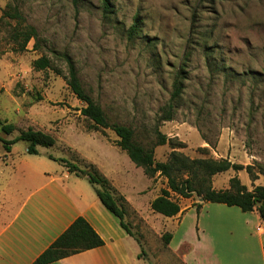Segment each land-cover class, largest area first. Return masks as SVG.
Returning a JSON list of instances; mask_svg holds the SVG:
<instances>
[{
	"label": "rangeland",
	"instance_id": "374dc122",
	"mask_svg": "<svg viewBox=\"0 0 264 264\" xmlns=\"http://www.w3.org/2000/svg\"><path fill=\"white\" fill-rule=\"evenodd\" d=\"M108 2L104 11L102 0H0V120L16 128L5 134L0 125V185L67 173L95 193L84 177L48 155L80 168L98 164L123 204L135 239L131 251H143L145 264H182L186 246L174 254L161 238L175 223L166 226L167 218L149 206L166 179L146 176L116 145L111 129L92 128L58 55L71 58L84 90L110 122L130 126L147 147L156 141V128L172 139L153 146L156 161L166 160L174 144L191 158L264 164V0ZM135 17L137 33L130 37ZM30 29L25 43L23 31ZM42 56L49 65L37 68ZM176 74L183 88L175 113L160 121ZM27 128L50 134L54 144L29 154L18 140L5 150L2 139ZM234 175L249 188L264 185L260 174L250 181L245 169H228L214 175L215 187H228ZM173 198L182 207L199 197Z\"/></svg>",
	"mask_w": 264,
	"mask_h": 264
},
{
	"label": "crops",
	"instance_id": "0c3cea01",
	"mask_svg": "<svg viewBox=\"0 0 264 264\" xmlns=\"http://www.w3.org/2000/svg\"><path fill=\"white\" fill-rule=\"evenodd\" d=\"M70 176L40 175L21 186L0 185V264H31L77 216L90 223L103 239V245L47 264L149 261L138 251H131L134 237L120 226L118 218L102 205L96 194L80 179L71 180ZM212 186L216 188L213 179ZM180 208L178 214L163 217L167 218L166 226L168 221L175 223L176 229L168 231L170 252L178 254L186 246L180 255L182 264H264V217L257 210L243 212L237 206L205 203L199 198L195 204Z\"/></svg>",
	"mask_w": 264,
	"mask_h": 264
},
{
	"label": "trees",
	"instance_id": "16d2710c",
	"mask_svg": "<svg viewBox=\"0 0 264 264\" xmlns=\"http://www.w3.org/2000/svg\"><path fill=\"white\" fill-rule=\"evenodd\" d=\"M102 3L104 11H107L109 8L108 0H102ZM137 26L138 20L135 17L133 24L128 29L130 37L137 33ZM23 33L25 34L24 42L26 43L34 34V30L30 29L29 31H23ZM58 56L65 62L67 84L70 90L84 103L80 112L92 122V128L95 130L99 128L111 129L118 138L116 145L127 154L135 166L141 167L148 177L158 174L166 179V186L149 203L153 212L167 217L174 216L180 212L181 208L179 201L173 198V195L189 198L192 194H195L201 197L203 202L237 206L243 212L257 210L264 217V185H252V188L248 189L246 185L241 183L239 177L234 175L229 178L227 188L216 189L212 186L213 176L228 169H245L251 181H254L259 174L264 177V164L254 162L252 165L243 166L227 158H214L211 156L191 158L178 151L176 148L179 145L174 144L166 160L156 161L153 146L172 142V139L167 138L156 128V141L152 147H147L135 139L134 130L130 126L110 122L102 108L84 90L71 58L65 53H59ZM34 65L37 68L46 67L49 65V59L42 56L34 61ZM182 88L183 80L179 74H176L172 82L169 100L159 115L160 121L173 118L176 102L180 98ZM0 125L2 132L5 134H10L16 130L12 123L0 120ZM18 140L27 143L29 154H38V146L48 147L54 144V138L50 134L27 128L18 130V134L11 140L2 139L5 150L8 151L10 144ZM48 157L63 163L68 172L84 177L91 184L102 205L114 214L118 218L120 226L134 237L128 224L124 221V207L122 203L118 202L113 185L94 164L87 163L84 168H80L77 164L63 158H55L52 155H48ZM255 165L258 168L257 171L254 170ZM195 206L198 212L200 204L197 203ZM161 238L165 244H168L171 233L165 232L161 235ZM136 240L139 242L138 238ZM103 243V239L90 223L84 217L77 216L31 264H47L75 253L99 247ZM140 254L144 255V252L141 251Z\"/></svg>",
	"mask_w": 264,
	"mask_h": 264
},
{
	"label": "water",
	"instance_id": "95a60500",
	"mask_svg": "<svg viewBox=\"0 0 264 264\" xmlns=\"http://www.w3.org/2000/svg\"><path fill=\"white\" fill-rule=\"evenodd\" d=\"M199 199H200L201 201H203L201 197H199Z\"/></svg>",
	"mask_w": 264,
	"mask_h": 264
},
{
	"label": "built area",
	"instance_id": "2783aa9c",
	"mask_svg": "<svg viewBox=\"0 0 264 264\" xmlns=\"http://www.w3.org/2000/svg\"><path fill=\"white\" fill-rule=\"evenodd\" d=\"M260 227H257V229H259Z\"/></svg>",
	"mask_w": 264,
	"mask_h": 264
}]
</instances>
